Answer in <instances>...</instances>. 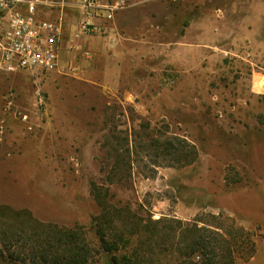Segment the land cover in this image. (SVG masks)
<instances>
[{"label":"rangeland","instance_id":"rangeland-1","mask_svg":"<svg viewBox=\"0 0 264 264\" xmlns=\"http://www.w3.org/2000/svg\"><path fill=\"white\" fill-rule=\"evenodd\" d=\"M180 1L184 27L210 16L215 31L192 30L206 51L181 75L161 67L154 41L172 37L153 28L144 51L150 46L151 57L125 74L136 78L128 83L136 99L107 96L72 76L42 90V76L53 72L0 73V206L82 226L99 264H113L95 231L103 214L113 219L110 237L132 241L116 252L142 246L145 264H179L165 233L150 237L145 228L165 231L158 218L218 230L223 264H264V57L250 43L264 0ZM149 7L158 17L159 0ZM175 136L196 146L195 162L181 166L154 145Z\"/></svg>","mask_w":264,"mask_h":264},{"label":"crops","instance_id":"crops-1","mask_svg":"<svg viewBox=\"0 0 264 264\" xmlns=\"http://www.w3.org/2000/svg\"><path fill=\"white\" fill-rule=\"evenodd\" d=\"M103 1L115 3L119 0ZM126 1L128 2L127 6L117 10L113 18L109 19L105 15L95 16L92 20L99 26L100 32L92 35L75 36L83 16L78 0H59V3L55 6L41 8L43 17L55 21L62 19L63 23L61 34L62 69L61 71H54L50 76H42V90L49 91L55 84L64 85L68 79L67 77L72 76L80 83L96 86L107 96H116L126 101L136 99L138 94L133 90V86L128 84L129 82L135 83L136 78L133 76L129 79L126 72L136 67L137 60L147 56L151 57L150 46L149 54L144 55V51L146 50V42L151 44L153 41L149 37L153 28L159 29L160 32L169 34L172 37L168 40L154 41L159 44L162 49L161 52H163L162 55H159L161 67L169 64L176 67L177 70L175 71L180 72L181 75L184 72V67L189 69L198 67L200 63L199 53L206 50H202L197 43V39L190 37V34H192V30H196L193 34H198V30H201V34H199L203 37L205 29L214 32L216 27L215 23L210 21V16L202 17L206 20L202 22H193V19H191L189 25L184 27L181 1L159 0L158 17L153 16L158 14H153L149 7L153 0ZM259 15L260 19H264V14L259 13ZM158 19L159 21H154ZM254 34H259V37H254L250 40V43L255 46L257 52H262L261 54L257 53V55L264 57V20L256 24ZM242 45L248 47L247 42ZM207 47H210V45H207ZM85 50L92 53L91 59L84 56ZM71 69L76 70L74 74L68 73V70ZM132 72L134 74V71ZM142 80L141 78L138 79L139 82ZM0 82H2L1 76ZM258 92L263 93L259 90Z\"/></svg>","mask_w":264,"mask_h":264},{"label":"trees","instance_id":"trees-1","mask_svg":"<svg viewBox=\"0 0 264 264\" xmlns=\"http://www.w3.org/2000/svg\"><path fill=\"white\" fill-rule=\"evenodd\" d=\"M154 145L162 154L180 157L181 166L192 164L197 159L196 146L178 136L155 141ZM112 220L103 214L95 224L102 251L109 254L113 264H145L142 246L122 256L117 253L122 243L127 245L132 241L125 238L124 242V236L119 235L110 237ZM153 221L164 224L165 231L152 230L146 223L149 236L164 232L172 241L171 245L179 249V264H223L221 255L225 239L218 230L197 223L189 224L178 218ZM178 235H183L184 244L175 241ZM96 254L82 226L67 227L43 222L27 209L0 206V258L18 264H99Z\"/></svg>","mask_w":264,"mask_h":264},{"label":"built area","instance_id":"built-area-1","mask_svg":"<svg viewBox=\"0 0 264 264\" xmlns=\"http://www.w3.org/2000/svg\"><path fill=\"white\" fill-rule=\"evenodd\" d=\"M58 3L59 0H0V73L61 71L62 19L55 21L41 15V8ZM127 4L126 0H78L83 16L75 36L100 32L92 19L99 15L113 18ZM84 56L91 59L92 53L85 50Z\"/></svg>","mask_w":264,"mask_h":264}]
</instances>
